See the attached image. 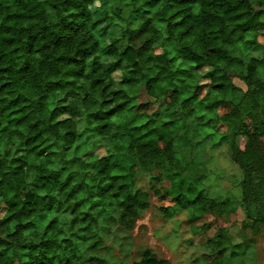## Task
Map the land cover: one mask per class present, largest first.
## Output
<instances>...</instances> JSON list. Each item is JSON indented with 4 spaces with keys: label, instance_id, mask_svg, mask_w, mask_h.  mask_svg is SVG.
<instances>
[{
    "label": "trees",
    "instance_id": "trees-1",
    "mask_svg": "<svg viewBox=\"0 0 264 264\" xmlns=\"http://www.w3.org/2000/svg\"><path fill=\"white\" fill-rule=\"evenodd\" d=\"M102 1L0 0V264H126L130 237L113 232L148 208L136 177L153 169L193 235L205 215L228 222L232 209L184 174L178 150L197 136H229L246 216L207 239L216 256L201 264H245L264 230V45L249 61L229 48L264 38V0ZM125 9L141 12L136 30ZM143 93L164 107L154 118ZM81 138L104 156H75Z\"/></svg>",
    "mask_w": 264,
    "mask_h": 264
},
{
    "label": "rangeland",
    "instance_id": "rangeland-1",
    "mask_svg": "<svg viewBox=\"0 0 264 264\" xmlns=\"http://www.w3.org/2000/svg\"><path fill=\"white\" fill-rule=\"evenodd\" d=\"M250 1L254 5L259 2V0ZM112 5L113 0H103L98 6L108 10ZM140 14V11L123 10V17L128 29H137ZM48 21L51 24L55 22L53 14L48 15ZM106 35L108 38L117 41L116 47L118 49L124 47L125 42L118 25L108 23ZM263 45L264 38L258 37L256 47L237 43L229 48V53L243 61H249L252 58H261ZM204 73L206 70H202L198 74L203 75ZM112 76L115 80L119 79L118 72ZM199 82L207 84V81L202 80V78L199 79ZM232 83L242 91H246V86L238 79L233 78ZM206 90L207 88L203 89L201 96L205 94ZM141 101L149 104L146 111L149 117H156L164 109L158 101L147 97L144 93L141 94ZM191 121L198 124L201 119L194 117L188 123ZM78 130H82L81 124L78 125ZM202 137L197 136L196 139L190 140L187 145L178 150L181 155L180 162L185 167L184 174L194 181H198L197 189L202 192L206 199L215 204L227 205L232 209L228 222L205 215L194 222L193 226L197 228L204 224H210V229L193 235L188 215L175 206L168 195L169 184L164 172L156 169L150 172H141L136 177V183L140 191L147 194L148 208L139 212L130 232L127 233L119 228H115L113 232L116 243L122 240L127 241L125 237H130L131 247L126 257V264H133L148 254L164 258L169 264L209 263L216 256V250L204 246L207 239L213 237L218 228H229L232 232H236L241 223L245 221L246 216L240 188L242 173L232 159L229 136L224 139ZM85 142L88 141L81 138L77 144L75 156H104L101 143H96L92 147L85 145ZM165 209L166 211H163ZM114 253L117 257H122L118 248ZM251 255V257H246L245 264H264V230L258 237Z\"/></svg>",
    "mask_w": 264,
    "mask_h": 264
}]
</instances>
